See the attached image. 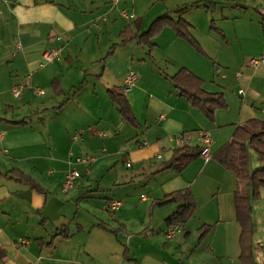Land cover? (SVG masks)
I'll use <instances>...</instances> for the list:
<instances>
[{"label": "crops", "instance_id": "0c3cea01", "mask_svg": "<svg viewBox=\"0 0 264 264\" xmlns=\"http://www.w3.org/2000/svg\"><path fill=\"white\" fill-rule=\"evenodd\" d=\"M237 1L248 9L236 8L233 15L220 18L217 24L226 37L224 43L210 31V21L205 33V16L188 17L189 11L202 10L216 24L215 6L223 0L207 1L212 14L198 3L188 5L187 0H0V264H243L235 191L250 188L212 158L232 141L238 127L251 120L264 121V64L248 66L249 59L264 57V0ZM183 5L190 8L183 18L194 27L196 39L215 62L213 70L170 28L151 40L155 46L151 54L147 46L148 51L140 50L144 45L139 40L122 45L120 34L125 29L141 35L160 17L177 20L175 12ZM200 35L211 42L210 53ZM58 36L61 40H56ZM51 37H55L53 43ZM106 43L114 44L98 57L105 52ZM53 47L61 48L62 59L39 68L43 53ZM181 69L200 78L206 92L224 95L228 106L216 111L215 121L178 95L171 78ZM131 72L139 79L126 92L125 81ZM16 87L22 90L19 98L13 94ZM42 88L50 91L48 96ZM34 89L44 93L35 95ZM110 89L123 90L119 93L127 97L140 124L139 128L133 126L134 132L124 129L128 135L123 144L116 143L117 154L149 181L151 215L158 213L166 220L177 205L156 207L155 202L186 189L192 190L198 204L194 217L182 226L184 239L166 237L163 249L148 248L138 257L133 242L147 243L155 235L152 222L146 227L143 219L142 227L129 234V223L121 213L109 216L108 221L91 212L85 221L80 219L75 204L83 205L77 201L83 185L81 173L72 193L63 191L74 165L91 174L90 168L97 162V141L107 137V124L115 126L107 118L111 114ZM240 89L245 96L239 95ZM78 132L82 137L74 141ZM201 133L209 137L210 159L198 158L181 174L163 169L174 150L200 146ZM115 134L121 137L122 132L116 129ZM182 134H190L193 143H180L177 137ZM251 150L249 147V169L253 173L263 165L258 154L252 159ZM85 155L93 156L94 162H76ZM14 170L33 179L47 196L4 177ZM116 202L121 203L107 200L109 212ZM251 207L254 254L257 263L264 264V190L260 199H251ZM203 226L211 230L200 239ZM168 229L162 231L165 236ZM62 232L69 238L59 236ZM52 241L53 247L48 246ZM172 245L178 255H173Z\"/></svg>", "mask_w": 264, "mask_h": 264}, {"label": "trees", "instance_id": "16d2710c", "mask_svg": "<svg viewBox=\"0 0 264 264\" xmlns=\"http://www.w3.org/2000/svg\"><path fill=\"white\" fill-rule=\"evenodd\" d=\"M208 13L212 14V6L209 3L205 5ZM184 7L175 13L179 16L177 20L169 15L158 18L153 22L147 32L141 35L134 33L131 28L125 29L120 34L122 45L139 40L141 44L146 45L150 54L154 50L151 40L162 33L166 28L174 31L176 36L186 41L199 54L207 56L202 45L194 35V27L183 17L189 10ZM211 29L225 39L224 33L215 26L214 20L211 21ZM116 45L112 47L115 49ZM175 85L178 95L186 98L190 104L198 109L209 121L213 122L216 118V111L227 108V101L222 93H208L204 89V82L187 69H181L171 78ZM56 93L61 92L55 84ZM111 102L119 109L123 120L132 126L139 128L140 124L136 119L132 106L127 97L112 89L108 91ZM252 148L260 157L262 168L251 173L249 169L250 158L248 149ZM203 149L200 146H183L173 151V154L164 166V170H172L181 174L194 161L202 157ZM212 158L224 166L227 170L234 173L241 183L246 182L247 188L235 191V209L237 221L241 227L240 235V261L243 264H258L254 254V221L252 217L251 199L258 200L261 198V191L264 190V121L251 120L243 126L236 129L232 141L217 151ZM8 179H14L17 182L27 185L30 189L47 196V192L41 188L33 179L18 172L12 171L4 176ZM177 205V210L171 214L165 223L167 227L186 225L196 214L198 204L195 195L191 189H186L173 194L164 196L155 202L156 207L167 205ZM211 230L209 226L200 228L201 238L203 239ZM59 236L69 238V234L62 232ZM54 241L48 244L53 247Z\"/></svg>", "mask_w": 264, "mask_h": 264}, {"label": "rangeland", "instance_id": "374dc122", "mask_svg": "<svg viewBox=\"0 0 264 264\" xmlns=\"http://www.w3.org/2000/svg\"><path fill=\"white\" fill-rule=\"evenodd\" d=\"M188 5H193L195 3H198L202 6H205L208 0H187ZM192 1V2H191ZM239 1L237 0H223V4H218L215 6L217 7V15L214 16V19L217 20L216 24L220 23V18L225 16H231L234 14V9L239 8L242 12H246L245 10L248 9L246 6L244 7L242 4L239 6ZM239 6V7H238ZM181 7H184L181 6ZM214 8V9H215ZM255 11V10H252ZM189 16L197 14V16H205L206 20V26H205V33H207L208 27H209V21L211 25L212 19L211 16L205 15L204 11H189ZM251 14V12H249ZM253 14V12H252ZM251 15L247 17V19H250ZM215 26L218 28V24ZM144 29H147L144 28ZM220 30V28H218ZM203 30V28H201ZM210 31L212 33L216 34L218 38H220L224 43L226 42V37L223 39L218 33L213 31L210 26ZM223 32V30H221ZM224 33V32H223ZM217 38V37H216ZM217 38V40H219ZM200 39L202 43L205 45V50L210 53L211 47L207 40L203 38V36L200 35ZM204 41V42H203ZM220 42V41H218ZM114 43H106V50L105 52H100L98 57H103L106 53V51L111 50V46ZM105 44H100V48H103ZM203 45V44H202ZM147 50L146 45L142 46L140 45V50ZM193 49V48H192ZM195 53H197L199 56H201L202 60L206 62L207 64H210L214 69V61L208 56H203L199 54L195 49H193ZM148 51V50H147ZM143 53V52H141ZM152 59L151 57H149ZM204 58V59H203ZM139 62V61H136ZM221 72L225 69H220ZM93 69L90 70L92 72ZM220 72V71H219ZM92 79V78H91ZM45 91L44 96H48L50 91L48 89L42 88ZM89 90H92V87L89 88ZM77 89L74 92H76ZM118 92H123V90L117 89ZM43 98H46L44 97ZM35 97V96H34ZM36 99V97L34 98ZM110 105V111L107 118L112 119L111 122H115V126H109L106 125V131H107V137L101 139L99 137V140L97 141V146L95 149V156L97 158V162L93 164L91 170V174H86L85 168L83 166H75L73 169L79 171L83 175L81 178L83 180V185L81 188V191L78 193L80 197H78L77 201H80L79 203L83 202V205L77 206L75 204V210L76 212L79 211L81 216L80 219L85 221L89 217L88 212L95 213L98 215L101 219H104L108 221V217H115L119 213L123 214L124 219L129 223V234L137 232L140 227H142L141 222H146V227L149 226L152 222V229L155 230V235L152 238H149V241L147 243H142V241L133 242V251L136 253L137 257L140 255V253L148 252L149 249H153L155 252L158 251L159 248L163 249L164 241L167 242L166 236L164 233H162L163 229L167 227L165 224L164 217L160 216L158 213L151 215V209H152V198L151 193L147 189L149 186V181H147L143 175H141V172H139V169L134 166L133 168L127 167V165L122 160V155H118V145H116L117 142L123 144L124 137H127V132L125 130H131L132 132L135 131V128L131 126L129 123L123 121L118 107L114 106L112 103H109ZM106 118V120H107ZM117 131L121 134V137H118V135L115 134V131ZM87 136V135H86ZM111 137V141L109 145L104 146L103 142L107 141L108 138ZM118 138V139H116ZM112 139L114 141H112ZM115 142V143H113ZM115 144V145H114ZM114 145V146H113ZM107 149V150H104ZM92 148V150H94ZM106 151V152H103ZM256 152L251 150V157L253 160L256 157ZM91 155V154H90ZM256 163L254 161V167ZM149 176V175H148ZM121 180H125L126 182H123V184H119ZM77 184V183H76ZM72 193V191H71ZM115 200L120 201L121 203H124L123 207L119 209V211H108L106 204L107 200ZM145 199V200H143ZM80 207V208H78ZM93 207H95L97 210H95ZM105 215H104V214ZM122 217V216H121ZM90 220V219H89ZM136 237V235H131V238ZM145 237H147V234H145ZM121 239L127 243L128 239L124 238V235L121 236ZM175 239H184V237L180 234ZM91 248L94 247L93 243H90L89 245ZM128 247V246H127ZM109 251V250H108ZM172 251L173 255H178L177 249L172 245ZM110 252V251H109ZM123 254V251L121 252ZM125 262H134V261H128ZM129 264V263H126Z\"/></svg>", "mask_w": 264, "mask_h": 264}, {"label": "built area", "instance_id": "2783aa9c", "mask_svg": "<svg viewBox=\"0 0 264 264\" xmlns=\"http://www.w3.org/2000/svg\"><path fill=\"white\" fill-rule=\"evenodd\" d=\"M119 0H113V2H118ZM123 15L125 17H128L126 12H123ZM56 40H61V37L58 36L56 38ZM55 41V37H51L50 38V42L53 43ZM20 49V46H19ZM62 50L61 48H50L48 50H46L43 55H42V62L39 64V68H44L46 65L51 64L53 62L56 61H60L62 59V54H61ZM264 64V57H260V58H251L248 61V66L255 68L258 67L260 65ZM236 77L237 78H241V73L237 72L236 73ZM139 77L136 73L131 72L129 73V75L127 76V79L125 81V91L128 92L130 91L135 84L137 83ZM33 93L35 95H42L44 92L42 90H38V89H34L32 90ZM22 90L19 87H16L13 91V94L15 96V98H19L21 96ZM239 95L245 96L246 92L244 89H240L238 91ZM82 132H78L74 137L73 140L77 141L80 137H82ZM177 140L182 143V144H189L191 145L193 143V137L190 134H182L180 136L177 137ZM199 144L200 147L203 149V153H202V157H204L205 159H210L211 157V153H210V140L207 134L205 133H201L199 134ZM94 157L90 156V155H85V156H81L79 158L76 159V162L79 164H85V165H90L94 162ZM131 165L128 164V167H130ZM81 178V174L77 171V170H72L70 171L64 181L63 184V191L64 193H68L69 191H71L76 182ZM121 203L116 202L113 203L112 205V210L116 211L121 207ZM183 229L182 226H176L174 228H170L168 229V231L166 232V237L168 239H173L174 237H176L179 234H182Z\"/></svg>", "mask_w": 264, "mask_h": 264}]
</instances>
